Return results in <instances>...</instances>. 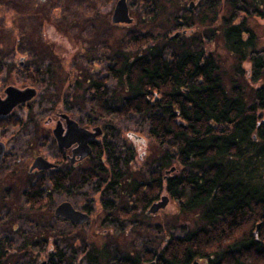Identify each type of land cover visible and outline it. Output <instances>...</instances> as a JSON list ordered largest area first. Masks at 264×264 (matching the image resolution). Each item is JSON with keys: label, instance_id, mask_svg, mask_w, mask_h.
I'll return each mask as SVG.
<instances>
[{"label": "trees", "instance_id": "16d2710c", "mask_svg": "<svg viewBox=\"0 0 264 264\" xmlns=\"http://www.w3.org/2000/svg\"><path fill=\"white\" fill-rule=\"evenodd\" d=\"M9 1L0 0V42L4 41L2 47L0 45V55L2 51L11 54L9 62L2 64V67L13 66L12 54L16 50L27 52V66L34 67L29 54L39 47L40 53L45 56L40 54L37 72L40 75L55 72L53 78L59 77V88L63 91L68 79L60 78L62 70L69 72L67 65L70 57L84 56L86 52L78 38L73 40L57 24L56 35L60 38L57 44L50 42L44 27L59 22L69 5L75 7L73 18L81 23L86 14L85 0H23L22 3L17 0L18 4L8 6ZM45 1L49 2L48 6L51 3V6L43 12L38 8V3ZM108 1L111 4L112 0ZM140 2L151 6L160 0ZM182 4L183 0H168L166 5L160 4L158 14L154 16H160L162 9L165 13L169 12L166 26L171 21V15L180 12ZM8 12L11 16L7 17ZM109 13L100 15L98 25L101 31L106 27L110 29ZM27 21L31 22L29 29H34L30 33L25 25ZM7 24L15 26V35L4 29ZM185 31L186 34L178 33L181 38L163 34L162 42L159 34L128 33L125 36V41L138 50L132 57L130 54L114 56V65L109 67L111 77L117 80L118 86L125 93L118 107L103 106L108 94L103 81L105 78L84 80L91 94L89 104L92 111L105 121L117 122L122 116L132 113L145 115L149 124L148 134L155 141L158 153L162 145H172L173 152L166 150L158 159L159 172L150 173L149 178L142 183L135 175L128 182L120 169V166H127L128 162L123 161L117 165L115 160L118 154L115 155L111 145L104 142L92 150L97 165L77 172L76 180L72 178L70 170L60 167L52 170L48 176H38L32 182L27 181L21 191L26 205L35 211L45 207L47 188L65 191L69 187L83 186L86 180L96 183L97 189L103 187L102 195L122 192L127 200L135 202L143 214L149 207L147 199L150 198L144 193L145 189L164 188L178 202L182 211L200 210L205 224L186 231L183 237L167 239L159 253L131 255L130 251H126L118 258H109L98 250V254L93 252L90 255L88 252L86 255L92 264H141L149 260H154L155 264H264V231L260 230L255 237L250 223L255 217L264 219V136H261V143L253 139V135L261 131L256 126V116L258 111H264V88L252 90L251 102H246L244 90L240 86L226 89L214 56L209 51L205 55L202 47L194 50L195 41L198 44V39L194 40L192 36L194 29ZM3 32L7 34L1 35ZM247 32L253 34L249 29ZM188 33L191 34L189 38ZM222 33L228 53L241 59L245 43L241 41L240 27H227ZM67 39L79 43L84 55L77 54L78 50L65 42ZM22 45L28 50L22 49ZM49 49L58 55L52 54ZM69 54L71 56L68 58ZM97 66L92 64L95 70ZM57 107L54 113L61 110ZM7 120L0 118V128L17 122ZM102 152L107 154L105 164L108 166L99 161ZM172 166L174 170L165 175L162 184L160 171H166ZM27 174L32 175L28 169ZM102 207L107 213L114 210L113 203L108 200L102 201ZM51 233L50 229L43 234L38 233L36 237L43 238L41 246L24 245L23 253L32 259L31 253L34 250L37 253L34 257H38V250H44L38 248L53 237ZM76 239H70L68 245L72 247ZM3 245L4 239L0 240V264L20 251V248L11 250ZM52 249L55 251L53 255H48L46 261L38 264H70L76 263L78 259L75 261L76 253L63 252L55 243ZM196 259H203V262H195Z\"/></svg>", "mask_w": 264, "mask_h": 264}, {"label": "rangeland", "instance_id": "374dc122", "mask_svg": "<svg viewBox=\"0 0 264 264\" xmlns=\"http://www.w3.org/2000/svg\"><path fill=\"white\" fill-rule=\"evenodd\" d=\"M20 1L21 3L23 2V0ZM167 1L160 0L159 3H152L149 6L147 3H141L140 0H126L129 12H132L129 14L133 19L132 23L113 25L109 17L108 25H111L110 29L106 27L102 31L99 29L98 23L100 22L98 21L101 19V13L105 14L111 7L108 0H85L84 8L86 14L82 18L81 23L75 21V18H73L75 7L69 5L68 10L64 12L59 22L55 21L53 25H45L44 33L49 37L50 42L57 44V39L60 38V36L56 35L58 31L55 25L57 24L67 36L73 38L75 41L78 38L82 42L86 53L84 55L79 43L67 39L65 42L73 47L74 50H78L77 54L84 55L80 57L78 55L72 57H70L71 54L68 55V58L70 57V62L67 65L69 72L62 70L63 74L60 77L61 79L67 77V87L63 91H60L59 77L53 78L56 75L55 72L42 74L41 70L42 75H40L38 71L36 84L38 95L28 102V106L15 108L12 111V115L8 116V114L5 118L8 119L7 122L9 120L11 122L17 121V124L3 125L0 128V140L6 144L4 161L2 160L0 164V240L4 239L3 246L6 249L13 250L20 248V251L13 257H9L4 264H38L44 262L48 258V255L50 257V254L53 255L55 252L52 249L54 243L63 252L71 254L70 252L73 251L76 253L74 257L75 261L78 257L76 263L71 262L70 264H92L87 258V253L89 252L92 255L93 252L97 253L98 250L103 251V254L109 258H118L124 255L122 253L126 251H130L131 255H141L144 252L157 254L166 245L167 239L183 237L186 231L195 230L205 224L201 218L199 209L194 210V212L180 210L178 202L172 199L164 188L160 190H143L150 197L147 199L149 206L154 201L160 200V197L163 195L169 198L165 208L150 215L146 213L144 215L140 209L137 210L138 206L135 202L127 200L120 191L113 192L115 195L104 193L100 197L99 191L96 190L97 184L93 181L86 180L83 186L69 187L65 191L47 188L45 207L41 211L30 209L24 202V196L21 193L27 181L32 182L38 176H48L52 171L42 170L32 175L27 174L31 159L35 155H42L50 162L60 164L61 168L65 166V168L70 170L74 180H76L77 172L80 173L96 165V159L93 160L95 155L93 152L90 159L87 156L85 157L87 159L84 158L85 160L82 159L83 161L75 165L66 163L63 156L67 153L63 152L65 151L64 149L58 148L52 135L54 121L44 123L47 117L54 116V109L58 104L57 109H61L58 112L67 113L80 126L90 130L95 126H100L102 128V135L98 136L96 140L99 144L106 142L112 145L114 154H131L126 148H130V146L134 148L136 162H131L130 165L129 159L127 166H120L122 174L128 178V182L132 181L134 175L137 176L139 182L146 181L148 179L147 176H149L148 174L159 172L157 170L159 157L166 150L169 153L173 152L172 145L166 143L159 148L158 153L155 141L148 134L149 124L145 115L132 113L122 116L117 122L105 121L92 111L90 107L89 100L91 94L86 89L87 87L84 83L93 78H105L103 81L108 94L105 96L104 107H118L120 100L125 96L123 88L118 86L117 80L111 77L108 69L114 65V56L130 54L132 57L137 54L138 49L125 41V36L128 33H151L155 36L159 34L161 35L162 42L164 40L163 34L170 36L177 30L194 29L192 36H194V40L198 39L197 45L195 41L194 50L202 47L205 55L208 51L211 52L220 68L224 86L229 88L234 83L239 86L245 83L242 73L238 71L240 59L229 54L224 45L222 32L227 26L211 27L210 29L208 25L194 26V24L186 25L182 28L177 27V29L171 23V25L164 26V18L168 17L169 12L165 13L163 12L164 9H162L160 16L154 15L158 14L157 10L160 4L166 5ZM190 2L194 1L190 0ZM16 4H18L17 0H10L7 5L14 6ZM48 4V1L44 3L39 2L38 8L45 12L51 6V3L50 6ZM183 6L186 7L187 3L184 5L183 2ZM227 14L229 13L227 12ZM9 15L11 16L10 12L6 16L8 17ZM10 20L12 22V19ZM30 24V21L25 23L29 33L34 30L29 29ZM198 28H200V31ZM4 29L10 32V34L15 35L16 28L13 24H7L4 26ZM247 29L258 37L256 48L264 50V23H260L257 20L247 25ZM1 31L2 27H0ZM5 34L7 33L3 32L1 35ZM3 44L4 41L2 40L0 42L1 47ZM21 48L28 50L25 45H22ZM49 51L54 55H58L52 49H49ZM40 54L39 47L31 50L29 54L30 61L36 70ZM10 55L2 51L0 55V69H6L2 67V64L9 62ZM41 55L45 56L44 54ZM78 60H80V64ZM48 62L49 59L46 60V63ZM92 64L98 65V69L95 70ZM4 78L5 75L2 73L0 75V82ZM251 94L252 88L247 87L244 95L246 102L252 101ZM0 96H3L1 86ZM129 133H134L137 137H141V139L135 140L132 137L130 138L127 136ZM114 149H118V151ZM102 158L105 160L107 154L103 153ZM106 166H108L107 163ZM102 189L103 187H101ZM107 200L111 201L114 205V210L110 213L104 211L102 207V201ZM62 201L70 202L76 209L81 211H83V206L87 205L90 211L89 213L87 212L89 220L82 225H75L61 219V217L54 216L52 212L55 206ZM263 221L264 219L252 218L250 221L252 230L255 231L257 224H260L256 232L260 230L264 231ZM112 227H114V230ZM45 229L52 230L51 234L53 237L49 241L46 240L45 244L38 248H44V250H38V257H34L37 253L32 250V259H30L23 253L22 247L32 244L41 246L43 238H38L36 235L40 232L43 234L46 231ZM102 230L112 232V235H102ZM117 230H119V233H117ZM116 234L119 235L116 236ZM72 238L77 239L74 245L70 247L68 242ZM194 261L203 262V259H196Z\"/></svg>", "mask_w": 264, "mask_h": 264}, {"label": "flooded vegetation", "instance_id": "af4514ba", "mask_svg": "<svg viewBox=\"0 0 264 264\" xmlns=\"http://www.w3.org/2000/svg\"><path fill=\"white\" fill-rule=\"evenodd\" d=\"M193 1L194 2L192 6L189 7L190 0H183L184 5L187 3V6L185 7L182 4L180 12L174 13L171 15L172 19L170 23L180 28L185 27L186 25H191V24L192 25L194 24V26L208 25L210 27H220V26H227V27L237 26L238 27L239 26L241 41L245 43V45H243L242 47L240 66H239V71L242 73L243 80L245 81V83L241 84L240 87L242 88V90H244V95H245V90L247 87H251L252 90L254 91L264 88V50L256 48L258 37L255 36L254 34H250L247 32V25L253 22H256L257 20L260 23H264V0H193ZM115 2L116 0L111 1V7L109 9L110 22H111V14H112ZM227 12L229 14H227ZM131 13L132 12H129V14ZM166 23H167V20L165 18L163 24L165 25ZM119 24L121 23L113 24V25H119ZM177 32L186 34L185 29H182L180 31L177 30L172 35V37L181 38L180 36H178ZM190 35H191L190 33L187 34L188 37ZM20 57H23L22 60L19 59ZM26 58H27V52H19L18 50H16L12 54L11 64L13 66L9 67L10 69L9 68H6L4 70L0 69V75L2 73H4L5 75V78L1 80L0 82V86L2 87V92L4 88L8 85H13V86L16 85V87L18 86V88L36 87L37 89V86H36V83L38 80L37 70L32 66H27V63L25 61ZM23 63H26V65H23ZM9 70L11 72H9ZM232 86L239 87V85H237L236 83H234V85H231V87ZM231 87L226 88V89H231ZM3 96H4V93H3ZM23 106H28V103L22 104L18 107H23ZM60 113L61 112H55L54 116L47 117L44 123H51L54 121L53 123L55 124V122L58 119H60L59 117ZM11 115H12V112L9 113L8 116H11ZM6 117L1 118V119H5ZM54 118L55 120H53ZM256 120L258 122L256 126L257 128L261 129V131L260 133H257L256 135L254 134L253 139H255L257 143H261V140L263 139L261 138V136H264V111L263 110H260L257 112ZM61 121H62V125L65 126L64 120L61 119ZM96 139H94L93 141H90L91 154L87 157L88 159H90V156L92 155V150L94 146L95 148H99L100 146H102L101 145L102 143L99 144ZM75 145L76 144H72L70 147L66 149L63 148L65 150L63 152L67 153V154H64L63 157L66 163H69V165H75L87 159L85 158L83 160H75L73 163H70L69 156L72 154V149L75 147ZM114 150L118 151V149H114ZM126 150H128V152H130L131 154H126V153L124 155L118 154V157L115 160V163L117 165L119 163H122L123 161L128 162L129 159H130V163H129L130 165H131V162H134V163L136 162V155L134 153L135 152L134 148L130 146V148L127 147ZM103 153L105 152H102L101 154H99L100 155L99 161H101L104 165H106L105 161L108 159V157L104 160L102 158ZM36 156L37 155L32 157L31 162ZM95 159L96 158H94L93 160ZM53 164L55 165V167L49 170H57L59 169L57 167H61L60 164L58 163H53ZM121 167H124V166H121ZM62 168L67 169L65 168V166L64 167L62 166ZM40 171L42 170H33L32 172H30V174L38 173ZM150 171H153V170H150ZM164 172H165V169H163L162 173L160 174L162 184L165 181ZM151 173H156V172H151ZM148 175L150 176V174ZM149 176L147 177L149 178ZM149 186H150V183L146 187L148 188ZM96 190L99 191V194L102 196L103 191L101 190V188L99 187ZM82 210L88 213L90 212L87 205H84ZM61 219H64V218H61ZM64 220L67 221L66 219ZM112 228L114 230V227ZM102 235L109 236V235H112V232H109V231L106 232L105 230H102Z\"/></svg>", "mask_w": 264, "mask_h": 264}, {"label": "water", "instance_id": "95a60500", "mask_svg": "<svg viewBox=\"0 0 264 264\" xmlns=\"http://www.w3.org/2000/svg\"><path fill=\"white\" fill-rule=\"evenodd\" d=\"M193 2L189 3L191 7ZM111 22L114 24H130L132 22V17L129 16V10L126 0H117L114 4V8L111 14ZM23 57L19 59L22 60ZM4 96H0V118L6 117L18 106L28 103L36 95L37 91L35 87H24L18 88L13 85H8L3 90ZM60 119H58L54 127L52 128V135L56 142L58 148H68L72 144H76L72 149V154L69 156L70 163L75 160H82L91 154L90 141L96 139V137L102 134V128L100 126H95L91 130L83 126H80L76 120L71 118L67 113H60ZM62 120H64L65 126L62 125ZM130 138L135 140L141 139L137 137L134 133L127 134ZM6 153V145L0 140V163ZM55 167V165L44 158L42 155L36 156L30 167L29 171L36 170H49ZM174 170V167L165 171V174H169ZM169 201L168 196L163 195L160 200L151 203V205L146 210L147 214H154L157 211L166 207ZM53 213L55 216L66 219L75 225H82L89 220V214L76 209L70 202L62 201L58 203ZM260 224H257L254 233H257V229ZM196 262V261H195ZM142 264H155V261H145ZM197 264V263H195Z\"/></svg>", "mask_w": 264, "mask_h": 264}, {"label": "bare ground", "instance_id": "6f19581e", "mask_svg": "<svg viewBox=\"0 0 264 264\" xmlns=\"http://www.w3.org/2000/svg\"><path fill=\"white\" fill-rule=\"evenodd\" d=\"M178 208L181 210L180 206L178 205ZM253 235L256 237L257 236V233H254L253 231Z\"/></svg>", "mask_w": 264, "mask_h": 264}]
</instances>
